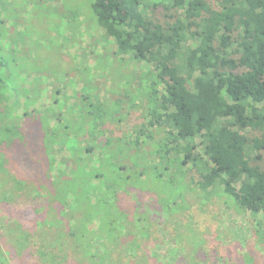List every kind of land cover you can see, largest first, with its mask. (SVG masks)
Listing matches in <instances>:
<instances>
[{"label":"trees","instance_id":"trees-1","mask_svg":"<svg viewBox=\"0 0 264 264\" xmlns=\"http://www.w3.org/2000/svg\"><path fill=\"white\" fill-rule=\"evenodd\" d=\"M87 8L113 57L140 69L124 109H140L141 122L134 139H101L122 99L105 103L87 78L68 95L58 73L52 106L30 111L42 94L0 50L1 138L35 172L17 189L41 198L45 215L37 233L20 226L14 245L20 251L39 239L49 264H64L70 249L94 259L93 241L101 250L103 239L115 242L128 228L129 198L140 204L146 194L165 200L191 189L200 199L220 191L227 207L256 217L264 246V0H87ZM58 150L68 153L60 167ZM50 233L63 257L44 251Z\"/></svg>","mask_w":264,"mask_h":264},{"label":"rangeland","instance_id":"rangeland-1","mask_svg":"<svg viewBox=\"0 0 264 264\" xmlns=\"http://www.w3.org/2000/svg\"><path fill=\"white\" fill-rule=\"evenodd\" d=\"M87 10V0H0V29L4 31L0 50L8 61L12 57L19 60L21 81L33 83L27 84L28 88H37L42 94H32L37 102L29 107L30 111L34 107L42 110L52 106L55 88L51 83L57 73L68 87L65 92L68 95L82 90L83 79H92L102 101L112 103L122 99L120 107L113 111L115 121L106 125L101 139L122 138L129 133L128 140L134 139L136 133L132 129L141 122V110L125 111L124 92L136 91L140 69L113 57V43L104 40ZM102 56L108 71L100 69ZM64 82L58 85L65 87ZM21 101L25 103V95ZM136 103L145 104L140 100ZM22 108L17 109V114ZM83 143L79 139L77 145ZM6 145L0 128V264H49L39 255L42 245L39 239L34 241L35 245L32 242L20 251L11 239L20 226L29 233H37L38 222L45 215L41 198L31 197L30 188L28 193L24 189V196L17 189L18 179H26L35 172L30 174L19 165L18 159L14 161ZM67 156L68 153L57 151L59 167L62 166L59 162ZM173 173L176 174V169ZM176 190L180 191L178 187ZM183 194L162 200L165 195L150 193L141 198L140 204L136 198H129L132 213L128 228L115 242L103 239L104 245L99 250L96 243L100 244L101 240L93 241V252L97 255L94 259L84 257L80 250L76 253L70 249L65 261H60L64 264H264V246L258 241L256 217L227 207L225 195L220 191H213L204 199L191 189ZM125 202L128 207L127 199ZM136 207L139 209L135 212ZM41 241L47 255L54 251L62 256V246L53 234L43 236ZM105 250L108 257L102 258ZM95 259L99 263H94Z\"/></svg>","mask_w":264,"mask_h":264}]
</instances>
